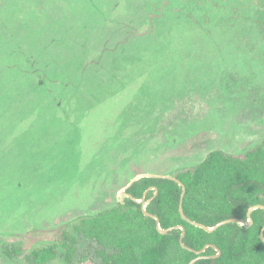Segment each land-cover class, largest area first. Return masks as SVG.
<instances>
[{
	"label": "rangeland",
	"instance_id": "1",
	"mask_svg": "<svg viewBox=\"0 0 264 264\" xmlns=\"http://www.w3.org/2000/svg\"><path fill=\"white\" fill-rule=\"evenodd\" d=\"M263 139L264 0H0V246L22 251L0 264L138 174Z\"/></svg>",
	"mask_w": 264,
	"mask_h": 264
},
{
	"label": "trees",
	"instance_id": "2",
	"mask_svg": "<svg viewBox=\"0 0 264 264\" xmlns=\"http://www.w3.org/2000/svg\"><path fill=\"white\" fill-rule=\"evenodd\" d=\"M174 177L185 188L182 212L177 181L143 177L126 189L124 203L81 217L56 243L26 253V264H48L58 257L74 264L81 260V243L93 248L96 264H187L204 247L205 257L194 264H264L263 208L251 211L248 227L230 222L207 230L190 222L212 228L230 218L246 221L249 208L264 206V139L241 157L212 150ZM143 209L158 219L161 229L176 228L161 233ZM0 249L9 259L22 252L17 245Z\"/></svg>",
	"mask_w": 264,
	"mask_h": 264
},
{
	"label": "water",
	"instance_id": "3",
	"mask_svg": "<svg viewBox=\"0 0 264 264\" xmlns=\"http://www.w3.org/2000/svg\"><path fill=\"white\" fill-rule=\"evenodd\" d=\"M143 177H160V178H168V179H172V180L177 181V182L181 185V187H182V193H181L180 203H179V209H180V211L182 212V209H181V202H182V198H183V195H184V190H185V188H184L183 184H182L181 182H179L178 179H176L175 177L170 176V175H158V174H138V175H136V176L133 177V178H132V179H131V180H130V181H129L124 187H122V188L119 190V192H118V197H119V201H118V202H119V203H124V200H123V198H124L123 196H124V195H126V197L129 196V195L126 194V189H127V188H128V187H129L134 181H136V180H138V179H140V178H143ZM136 201H137V202H140L141 200H136ZM145 204H146V202L143 204V207L145 206ZM258 207L264 209V206H262V205H255L254 207L249 208L248 211H247V220H246V221H242V220H238V219L230 218V219H226V220H223V221L217 223V224L214 225V227H212V228H206V227H204V226L201 225V224H196L195 222L190 221V220H188V221H190L191 223H193V224H195V225H199L200 227H203V228H205V229H207V230H212V229H214V228H216V227H218V226H220V225H222V224L230 223V222H237V223L240 224V225H244L245 227H248V226L252 223V218H251V216H250V213H251V211H252L253 209L258 208ZM143 213H144L145 215L150 216V217H152V218H154V219L156 220L158 230H159L161 233H163V234H166L167 232H169V231L172 230L173 228H176V227H170V228H168V229H161V228L159 227V224H158V219H157L154 215L148 213L147 211H145V209H143ZM181 229L183 230L182 227H181ZM263 230H264V227L262 228V230H261V232H260V236H261ZM182 237H183V233H182L181 238H180V243H181L182 246H184L183 243H182ZM214 248L217 249L216 247H214ZM204 250H205V247L202 248L201 250L196 251L197 256H196L195 258H193L192 260H190L187 264H194V263H195L196 261H198L199 259L205 257V256L202 255V253L204 252ZM217 251H218L217 255H219L220 251H219L218 249H217ZM217 255H215V256H217Z\"/></svg>",
	"mask_w": 264,
	"mask_h": 264
}]
</instances>
